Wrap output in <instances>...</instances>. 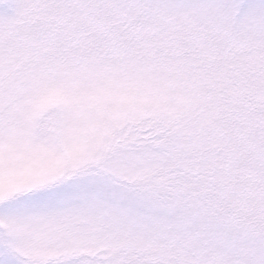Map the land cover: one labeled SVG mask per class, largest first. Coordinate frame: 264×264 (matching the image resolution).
Here are the masks:
<instances>
[{
    "label": "snow or ice",
    "instance_id": "snow-or-ice-1",
    "mask_svg": "<svg viewBox=\"0 0 264 264\" xmlns=\"http://www.w3.org/2000/svg\"><path fill=\"white\" fill-rule=\"evenodd\" d=\"M0 264H264V0H0Z\"/></svg>",
    "mask_w": 264,
    "mask_h": 264
}]
</instances>
